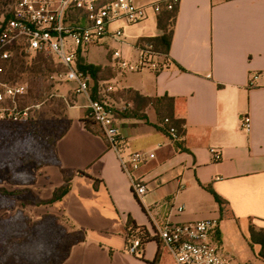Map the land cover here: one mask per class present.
<instances>
[{
	"label": "crops",
	"instance_id": "obj_1",
	"mask_svg": "<svg viewBox=\"0 0 264 264\" xmlns=\"http://www.w3.org/2000/svg\"><path fill=\"white\" fill-rule=\"evenodd\" d=\"M157 1L134 0L142 6ZM156 18L150 24L114 23L109 30L121 29L119 40L108 37L80 51L87 64L99 68L97 82L117 83L109 99L118 109L122 153L153 152L154 158L133 173L146 186L138 198L99 128L84 127L88 100L68 99L70 125L55 143L58 166L39 169L37 183L47 187L43 200L63 184V171L83 172L98 182L94 186L91 178L74 175L68 193L49 204L50 213L85 233L61 264H174L157 228L202 220L217 223L214 239L234 264H264L248 233L249 220L264 229V0H177L167 68L120 73L111 51L135 62L138 40L163 34ZM90 89L96 90L93 82ZM127 90L172 98L174 117L184 122L181 140L172 142L159 128L152 105L140 111L146 121L123 117L133 109ZM245 115L251 126L247 134L240 130ZM211 150L220 152L219 161L212 160ZM213 195L223 201L221 209ZM128 219L152 238L142 259L125 250Z\"/></svg>",
	"mask_w": 264,
	"mask_h": 264
},
{
	"label": "built area",
	"instance_id": "obj_2",
	"mask_svg": "<svg viewBox=\"0 0 264 264\" xmlns=\"http://www.w3.org/2000/svg\"><path fill=\"white\" fill-rule=\"evenodd\" d=\"M176 3V0H161L142 6L134 0H13L8 18L0 24V122L19 123L29 115L30 107L21 104L27 94L26 87L4 81V68L1 65L10 59L12 46L22 41L26 44V51L51 57L61 67L59 76L73 85L74 95L88 100V119L99 128L107 147L115 151L119 167L129 178L133 193L143 198L146 194L145 183L135 178L133 173L152 160L154 153H122L123 138L115 123L118 109L109 99L117 83L98 81L93 97L90 76L77 68V52L99 46L108 37L119 40L123 35L121 29L109 30L116 22L136 25L146 20L148 8L157 14L162 7L171 10ZM110 58L122 74L144 69L159 71L169 65L168 60L150 42L137 46V59L133 63L123 59L118 51H111ZM126 108L122 106L120 111ZM167 124L168 120L164 119L159 128L165 130L172 142H179L181 133L173 127L166 129ZM250 127L249 117L242 116L240 130L247 134ZM211 157L213 161H219L221 154L211 150ZM177 211L181 212L182 208H177ZM216 228L217 223L213 220L167 224L157 228L156 236L174 264H234L214 240ZM139 246V239L133 238L125 250L138 256Z\"/></svg>",
	"mask_w": 264,
	"mask_h": 264
},
{
	"label": "trees",
	"instance_id": "obj_3",
	"mask_svg": "<svg viewBox=\"0 0 264 264\" xmlns=\"http://www.w3.org/2000/svg\"><path fill=\"white\" fill-rule=\"evenodd\" d=\"M176 13L177 3L171 10H166L162 7L157 13L156 26L163 32V34L160 37L139 39L137 44L140 45L144 42L152 43L155 50L166 59ZM7 18L8 13L4 16V19ZM25 51L26 44L19 41L11 48L10 59L1 64L4 68L3 80L10 85H22L17 83L22 75H27L28 78H31L34 81L39 75L47 76L48 73L53 72L51 70V65L52 62L55 61L51 57L35 52L34 58L31 59L28 64L25 61L28 57L24 54ZM80 53V51L77 52V68L82 73L88 74L95 86L98 80L97 74L99 68L87 64L81 57ZM91 94L94 96L95 90L92 89ZM26 95L29 97L30 91H27ZM125 98L133 104V109L126 110L123 117L146 121L144 114L140 111L145 106L152 105L161 122L164 119L168 120V124L165 125L166 129L168 127H173L178 133H182L184 122L183 120L174 117L172 98L164 96L152 99L143 97L132 90H127L125 92ZM68 106V101L60 100L59 107H62L61 114L54 112L51 107L47 108L51 115L57 114L61 118V127L57 131L55 129L57 127L55 119L48 121L45 119L46 117L44 114L36 112H34L33 116H29L25 121L20 123L0 122V143L4 142L3 144H9V142H13V138L17 139L14 142L16 144L12 145L14 147L12 151L0 155V173L2 171L10 173L11 170L14 171L28 164H32L36 169L43 166H58L55 154V143L62 135H64L70 125V121L65 114ZM83 123L84 127L90 131L92 122L88 119L84 120ZM44 128H46L47 131L49 130L50 133H44L42 131ZM162 131L165 133V130ZM62 174L63 184L54 189L50 199L43 201L37 200L34 205H49L61 200L68 193L70 181L74 175L91 178L83 172L63 171ZM92 180L95 186L98 181L95 179ZM19 194V190L8 191L4 188H0V203H6L9 200L11 201ZM213 196L221 209L223 201L216 195ZM0 209L2 208L0 207ZM53 218L56 220L65 219L68 221L72 227V230L67 234L69 238H67V236L65 238L55 236L47 244H41V242H38L37 240V236L40 233L39 230H34V234H31V230L26 232L20 229V232L18 233V230L14 229L13 231L16 236L13 238L14 241L12 244L6 239L0 241V261L2 264H61L67 257L70 247L84 240L85 233L83 230L76 229L71 222L63 216H54ZM124 233L126 248L129 245L128 240L131 239V237L139 239V254L138 256H133L142 259L143 247L152 239L148 232L145 228L137 227L133 221L128 219ZM248 233L250 242L259 246L258 257L264 262V229H254L249 227ZM4 252L6 253V256H4Z\"/></svg>",
	"mask_w": 264,
	"mask_h": 264
},
{
	"label": "rangeland",
	"instance_id": "obj_4",
	"mask_svg": "<svg viewBox=\"0 0 264 264\" xmlns=\"http://www.w3.org/2000/svg\"><path fill=\"white\" fill-rule=\"evenodd\" d=\"M12 5L13 0H0V24L4 16L12 8ZM146 14V22L148 21L147 24H150L149 22H151L155 13L151 8H148ZM123 24L124 22L122 21L115 23L116 26ZM24 54L28 56L25 61L29 64L30 60L34 58V53L25 51ZM51 70L53 72L48 73L47 76L39 75L34 81L28 78L27 75H22L17 83L24 85L27 91H30L29 97L25 95L21 101L23 106L30 107L28 117L33 116L34 112H36L44 114L45 119L48 121L55 119L57 122L55 129L57 131L61 127V118L57 115L61 114L62 111V107H59L60 100L64 101L66 99L68 101L69 98H73L76 95L73 93V85L66 83L59 76L61 69L55 62H52ZM49 107L53 108L57 114L51 115L47 110ZM42 131L50 133L46 128ZM16 140V138H13V142H9V144L0 143V155L12 151L14 149L12 145L16 144L14 143ZM41 168L36 169L32 164H28L14 171L11 170L10 173L7 171L0 173V188L8 191H20V194L11 201L0 203L2 208L0 209V241L6 239L12 244L13 238L16 236L14 229L18 230V233L20 229L26 232L31 230V234H34V230H39L40 233L37 236V240L41 244H47L55 236H61L62 238L67 236L69 238L67 234L72 230V227L67 220L54 219L53 217L57 215L50 213L49 205H34L37 200L43 201L47 197V187H42L37 183L41 175L39 172ZM257 226L258 224L254 221H248V228L258 229ZM240 242L243 244L242 240ZM4 256H6L5 252ZM0 264H2L1 261Z\"/></svg>",
	"mask_w": 264,
	"mask_h": 264
}]
</instances>
